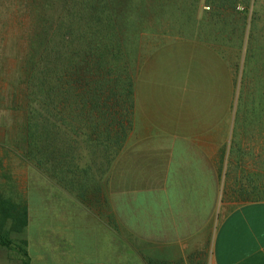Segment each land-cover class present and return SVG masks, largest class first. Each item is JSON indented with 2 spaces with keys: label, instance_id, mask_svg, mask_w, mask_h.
<instances>
[{
  "label": "rangeland",
  "instance_id": "374dc122",
  "mask_svg": "<svg viewBox=\"0 0 264 264\" xmlns=\"http://www.w3.org/2000/svg\"><path fill=\"white\" fill-rule=\"evenodd\" d=\"M11 1L0 0V192L26 204L29 213L28 226L22 232H10L14 245L27 250L31 264H213V237L223 215L245 202L264 200L262 95L252 85L245 91L247 105L240 98L246 59L241 35L256 21L261 36L254 44L264 47V0H257V13L250 7L244 14H240L243 4L230 14L224 0L227 20L216 27L229 34L223 32L218 38L200 35L213 25L203 22H211L212 15L218 14L215 0H200L185 36L166 31L180 29L173 28L172 22L151 24L157 32L147 24L151 31L145 29L143 34L140 62L152 53L138 79L134 135L115 162L101 159L102 168L78 173L73 186L59 184L50 171L46 175L34 168L17 147L25 123L20 108L25 99L22 90L17 97L16 89L25 72L22 60L28 47L19 38H28L25 25L33 14L21 11L16 0L13 5L21 12L9 21ZM25 1L30 8L34 4ZM203 40L210 43L208 47ZM249 99L256 101L250 104ZM202 135L226 140L221 152L225 146L227 179L233 182L241 176L248 190H228L225 197L222 191L172 189V162L177 170V153L187 146L180 138ZM210 178L213 182V175ZM252 185L262 188L249 191ZM180 202L195 207L190 238H175L179 223L165 221L158 228L167 231V240L156 238L157 206L170 215L174 205L175 220H179L176 205ZM206 203H211L208 213ZM191 205L184 209L194 212ZM23 260L19 249L0 246V264H24Z\"/></svg>",
  "mask_w": 264,
  "mask_h": 264
},
{
  "label": "trees",
  "instance_id": "16d2710c",
  "mask_svg": "<svg viewBox=\"0 0 264 264\" xmlns=\"http://www.w3.org/2000/svg\"><path fill=\"white\" fill-rule=\"evenodd\" d=\"M32 1L30 8L27 1L17 0L21 11L33 14L30 24L25 25V29L29 28L28 38H19L28 47L22 60L26 62L25 72L21 71L24 73L16 89L17 97L22 90L25 99L20 106L25 123L17 147L34 168L46 175L48 170L57 183L73 186L78 173L102 168L101 159L115 162L134 132L138 79L152 53L142 55L140 62L146 25L172 22L173 28L180 29L166 31L185 36L200 0ZM223 1L215 0L218 14L212 15L211 22H203L213 25L200 35L214 34L218 38L223 32L229 34L216 27L227 20ZM14 2L9 4V21L21 12ZM224 3L227 11H232L230 14L243 4L240 14H244L247 8L255 10L257 0ZM256 26L255 21L253 28L244 29L241 35V48L246 51L240 91L244 105L245 91L252 85L259 90L260 103L264 104V72L260 70L264 68V47L254 44L257 35L261 36ZM249 100L250 104L256 101ZM6 194L0 192V245L19 249L23 263L31 264L27 250L16 247L10 237L11 231L22 232L28 226V207Z\"/></svg>",
  "mask_w": 264,
  "mask_h": 264
},
{
  "label": "crops",
  "instance_id": "0c3cea01",
  "mask_svg": "<svg viewBox=\"0 0 264 264\" xmlns=\"http://www.w3.org/2000/svg\"><path fill=\"white\" fill-rule=\"evenodd\" d=\"M183 41L187 42L188 39ZM203 42L206 43L205 46L207 47L210 44L205 40H203ZM133 135L134 132L129 137L128 141L131 140ZM180 140L181 143H186L187 146L185 151L177 153L180 159V167L175 170V160H173L170 168V174L172 176L171 186L173 190L192 193L222 191L225 197L228 190L243 191L244 182L241 176H239L238 180H233V182L227 179V156L225 146H222L223 151L221 152V143L225 145V139L221 141L219 137L202 135L196 137L184 136L181 137ZM126 150L127 147L120 156L124 154ZM211 175L214 177L213 182L210 178ZM228 185L232 187H228ZM245 190L248 189L245 188ZM257 190L258 186L252 185L249 191L253 192ZM188 204L191 205L189 202H187V204L180 202L176 205L177 217L179 220H175L174 205H172L170 215L167 214L168 212L163 211L164 207L157 206L156 238H165V240L168 238L165 234L167 231L158 228L164 221L170 222L171 224L179 223L177 225V237L175 238L181 239L186 236L187 240L190 238L189 234L194 231L193 222L190 220L195 216V207L191 205L194 207V212L186 211L184 208H190ZM210 206L211 203H206L205 206H203L206 208V213L209 212ZM160 211L161 213H159ZM159 216H161L160 220H158ZM167 218H170V220L167 221ZM174 230L175 228L172 227L170 233L174 234ZM212 255L213 264H264L263 199L245 202L223 215L215 229Z\"/></svg>",
  "mask_w": 264,
  "mask_h": 264
}]
</instances>
